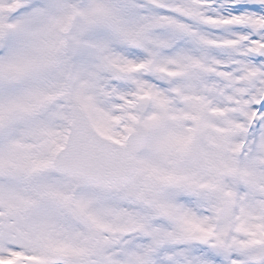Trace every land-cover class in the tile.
Masks as SVG:
<instances>
[{"label":"snow or ice","instance_id":"snow-or-ice-1","mask_svg":"<svg viewBox=\"0 0 264 264\" xmlns=\"http://www.w3.org/2000/svg\"><path fill=\"white\" fill-rule=\"evenodd\" d=\"M0 264H264V0H0Z\"/></svg>","mask_w":264,"mask_h":264}]
</instances>
